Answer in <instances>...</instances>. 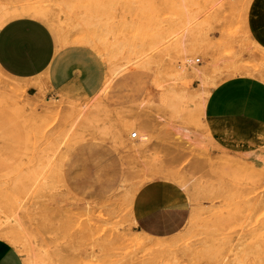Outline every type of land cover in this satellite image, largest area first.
Returning <instances> with one entry per match:
<instances>
[{
  "label": "rangeland",
  "instance_id": "374dc122",
  "mask_svg": "<svg viewBox=\"0 0 264 264\" xmlns=\"http://www.w3.org/2000/svg\"><path fill=\"white\" fill-rule=\"evenodd\" d=\"M22 3L0 0V242L25 240V254L15 249L23 264H264L248 231L247 186L232 175L250 164L237 162L234 172L214 161V137L255 126L203 107L198 94L202 78L218 76L212 57L260 58L264 16L250 24L241 0H45L35 14L16 12ZM188 52L201 77L189 65L180 74ZM128 74L155 97L107 103ZM140 119L157 132L134 150L139 132L118 128ZM90 144L118 159L101 193L74 190L63 174ZM257 162L254 187L264 191V156ZM157 182L187 204L182 228L162 238L133 218L135 196Z\"/></svg>",
  "mask_w": 264,
  "mask_h": 264
},
{
  "label": "bare ground",
  "instance_id": "6f19581e",
  "mask_svg": "<svg viewBox=\"0 0 264 264\" xmlns=\"http://www.w3.org/2000/svg\"><path fill=\"white\" fill-rule=\"evenodd\" d=\"M23 3L18 4L15 6V11L22 14H35L38 13L40 10V5L45 0H20ZM251 4V5H250ZM249 5V10L247 14H250V18L248 19V22L252 24L256 20L258 15L264 16V0H241V3L239 5V11L242 13H246L247 8ZM259 16V17H260ZM264 18V17H263ZM261 20V19H260ZM260 22L259 20L257 23ZM256 23V22H255ZM261 26H264V20L261 23ZM227 35V34H226ZM264 37V32L262 35V39ZM236 42V41H234ZM258 49L261 52L260 58L258 60H251L250 62H246L245 64L239 62V57L237 59H221L217 57H212V60L210 62V66L215 71H218L216 75L208 78H202L201 83L198 88V94L200 96L201 104L203 107L213 111L212 109L208 108L206 105V98L210 91L218 85L223 80H226L228 78L236 77V76H245L250 77L254 79H258L262 82H264V48L262 47L261 41L258 43ZM237 47H235L236 49ZM235 58V57H232ZM196 62H199V59H194L190 56V53H186L181 61V64L183 65V68L180 69V74H187L186 68L187 65L191 66L193 68V74L196 76L203 75L201 66H197ZM126 66V65H125ZM130 67V66H128ZM126 67H121L114 71V74L112 75L113 78H116L118 74L122 71H125ZM165 79L171 83V85L175 82L173 79H169L167 76H165ZM173 91V99L172 104L170 103L168 106H172V108H175L178 106V102L176 99V91L174 88H172ZM143 105V104H139ZM215 112V111H213ZM219 113V112H218ZM223 114V113H221ZM226 115V114H224ZM119 115L115 113V117L117 118ZM229 116V115H228ZM120 118V117H118ZM204 120L208 124H216L218 121L213 119L212 117H204ZM241 120V119H240ZM245 121V120H243ZM248 122V121H246ZM250 123V122H248ZM255 128H244L239 131V134L237 135H231L228 138L216 136L214 137V146L217 148V153L214 157V161L217 163L218 166H227L229 170L236 172L237 166L235 163L237 162H244L245 164H250L248 173L247 174H241L239 173L232 174L237 175L238 178H243V182H245V185L247 186L245 191V196H247L245 202H246V220L248 221L249 226V234L251 239H254L257 243L260 244V248L264 251V191H258L254 186L255 179L257 176L254 173H260V168L262 167L261 164H259L257 161L261 160L264 156V126H259L253 123H250ZM135 127L136 130L139 132L140 136L138 139V145H135L133 147L130 146V148H133L134 150H139L142 146L148 144L152 139L157 130L150 126V123L146 119H140L138 123H135L134 121H126L123 122L122 126H120L118 129L120 132H124L129 128ZM136 132H130V136ZM121 136V135H120ZM87 147H91V149L95 148L94 144H90ZM232 157H235L234 159H231ZM68 165V164H67ZM66 165V166H67ZM69 165L67 167H70ZM253 168L255 170H258V172H253ZM154 186V189L164 190L165 193L169 194L171 197V203L169 204L170 215L169 219L165 220L162 216V213H149L146 219L148 222L153 224H161V225H167L165 223L169 222V229L171 228L173 231L176 230L177 226L181 225L184 221L186 212H187V204H186V198L183 195V193H180L177 188H175L173 185L167 183V182H157L152 184ZM172 195V196H171ZM173 200V201H172ZM168 229V230H169ZM168 230H164L162 232H145L143 233L149 237L154 238H162L167 237L171 234H167ZM171 231V230H170ZM166 232V233H165ZM157 233H165V234H157ZM169 233V232H168ZM3 235L2 232H0V236ZM4 242L6 246L12 247L16 249L21 254H25L27 251L26 247V241L19 238V237H13V236H4Z\"/></svg>",
  "mask_w": 264,
  "mask_h": 264
},
{
  "label": "crops",
  "instance_id": "0c3cea01",
  "mask_svg": "<svg viewBox=\"0 0 264 264\" xmlns=\"http://www.w3.org/2000/svg\"><path fill=\"white\" fill-rule=\"evenodd\" d=\"M261 44L264 48V37L261 38ZM122 78L116 79L111 89L106 93L107 103L119 106L139 98L155 97L154 89L152 91L148 88L147 91H141L138 87V83L142 81L143 77L140 79L135 74H128ZM206 105L215 112L264 126V82L245 76L228 78L210 91L206 98ZM116 163H118V159L112 155L109 148L99 146L91 149L86 146L67 159L63 174L74 190L90 191L91 193L98 190L101 193L102 187H106V185L100 180H106L114 176V172L120 171ZM69 165L71 166L67 170ZM110 187L111 185L107 184L106 188ZM134 199L133 218L139 231L153 233L169 229V222L165 223L167 225H157L146 219L149 213L155 212L162 213L165 220L169 219L171 210L168 204L171 203L169 194L164 190L157 191L153 185H150L137 194ZM183 224L184 221L177 226L175 231L170 228L167 234L178 232ZM0 264H23V261L14 248L0 242Z\"/></svg>",
  "mask_w": 264,
  "mask_h": 264
},
{
  "label": "built area",
  "instance_id": "2783aa9c",
  "mask_svg": "<svg viewBox=\"0 0 264 264\" xmlns=\"http://www.w3.org/2000/svg\"><path fill=\"white\" fill-rule=\"evenodd\" d=\"M131 137H132V138H135V137H136V134H135V133H133Z\"/></svg>",
  "mask_w": 264,
  "mask_h": 264
}]
</instances>
